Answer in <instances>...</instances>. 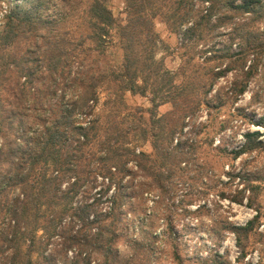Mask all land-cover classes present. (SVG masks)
<instances>
[{
	"label": "trees",
	"instance_id": "trees-1",
	"mask_svg": "<svg viewBox=\"0 0 264 264\" xmlns=\"http://www.w3.org/2000/svg\"><path fill=\"white\" fill-rule=\"evenodd\" d=\"M110 2L22 0L1 10L0 264H155L156 254L186 264L171 224L156 249L149 230L123 239L124 206L138 173L164 191L194 154L189 122L213 105L219 78L243 75L231 98L245 92L264 52V1L123 0L119 18ZM156 21L179 38L176 72L157 57ZM134 96L149 106L129 104ZM254 125L264 130V116ZM260 137L247 131L228 153L264 150ZM249 184L231 201L245 198L254 216L224 227L239 253L231 263L216 251L208 264H264L260 206L244 197L258 185ZM256 237L258 258L245 260Z\"/></svg>",
	"mask_w": 264,
	"mask_h": 264
},
{
	"label": "rangeland",
	"instance_id": "rangeland-1",
	"mask_svg": "<svg viewBox=\"0 0 264 264\" xmlns=\"http://www.w3.org/2000/svg\"><path fill=\"white\" fill-rule=\"evenodd\" d=\"M21 1L0 0V15L9 3L18 4ZM110 9L116 18L122 17L123 0H111ZM155 29L165 44V49L158 50L157 57L163 59L168 70L176 72L183 53L178 49L179 38L170 34L158 21L155 22ZM260 30L264 35V27ZM255 66L257 70L249 79L245 92L235 100L231 98V93L243 75L229 74L216 81L210 93L213 105L210 108L202 106L203 109L189 122L194 154L191 153L190 159L176 168L174 177L164 184V191L155 184L146 188L141 174L134 176V191H131L134 198L124 206L129 221L123 223V239L132 236L141 238L149 230L158 240L157 246H154L156 249L164 240L160 237L166 231V225L171 224L186 264H208L216 251L233 263L239 252L234 236L224 227L243 225L254 216L255 212L246 206L245 198L242 205L231 201L243 195L240 191L249 182L258 185V189L245 191L244 197L254 198L255 205L260 206L258 231L264 233V150L246 153L236 159L228 153L243 144V135L247 131L260 132L259 140L264 141V130L254 125V121L264 116V52L257 58ZM182 80L177 77V83ZM215 94L220 100L213 98ZM127 100L131 105L149 106L148 101L139 96L128 97ZM168 110L169 106L163 105L158 113L164 114ZM215 147L224 148L225 153L217 152ZM143 149L150 151L148 144ZM221 193H224L223 197ZM255 241L260 240L257 237L250 240L255 248L248 250L245 260L255 261L258 258L257 251L262 246ZM116 249L120 255H125L126 240L117 242ZM155 264L169 262L156 254Z\"/></svg>",
	"mask_w": 264,
	"mask_h": 264
}]
</instances>
